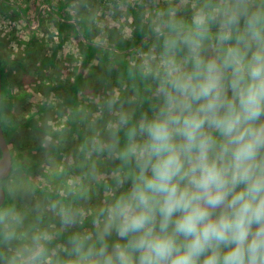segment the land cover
<instances>
[{
  "label": "rangeland",
  "instance_id": "rangeland-1",
  "mask_svg": "<svg viewBox=\"0 0 264 264\" xmlns=\"http://www.w3.org/2000/svg\"><path fill=\"white\" fill-rule=\"evenodd\" d=\"M225 2L0 0V118L13 160L10 175L0 180L6 195L0 208V264H73L75 238L91 237L86 247L93 245L94 229L103 227L95 211L106 208L118 191L98 194L100 201L90 194L95 182L125 176L116 161L121 145L106 131L116 129L121 113L131 118L130 109L143 100L144 90L121 75L135 70L142 79L150 73L152 86L144 96L151 109L158 105L154 77L165 42L204 17L210 39L203 55L209 57ZM258 5L264 0H255ZM186 55V49L176 53L181 62ZM78 79L83 80L78 90L71 89ZM124 90L125 104L112 101L102 120L99 109ZM77 103L82 106L76 113ZM119 130L128 131L127 126ZM66 214L76 223L66 222Z\"/></svg>",
  "mask_w": 264,
  "mask_h": 264
},
{
  "label": "clouds",
  "instance_id": "clouds-1",
  "mask_svg": "<svg viewBox=\"0 0 264 264\" xmlns=\"http://www.w3.org/2000/svg\"><path fill=\"white\" fill-rule=\"evenodd\" d=\"M254 3L226 0L207 58L204 17L165 42L160 103L118 153L129 167L118 184L130 188L100 210L98 248L72 241L73 264H264V5ZM129 120L121 113L115 131Z\"/></svg>",
  "mask_w": 264,
  "mask_h": 264
},
{
  "label": "trees",
  "instance_id": "trees-1",
  "mask_svg": "<svg viewBox=\"0 0 264 264\" xmlns=\"http://www.w3.org/2000/svg\"><path fill=\"white\" fill-rule=\"evenodd\" d=\"M140 21V20H139ZM140 36H139V39L141 38V35H143L144 34V29L143 28H140ZM209 33V32H208ZM32 54V56H34L35 54H34V52H32L31 53ZM30 57V56H29ZM45 61H49V59H46ZM113 71L111 70V73H112ZM114 74V72L111 74V75H113ZM136 74H137V71H130V72H125V75L124 74H122L121 75V77H123L124 79L129 75V80H130V85L132 86V87H137L138 88V90L139 89H143L144 90V92L143 93H140V96L141 97H143V100L142 101H138L137 103H135L134 104V106H133V108L132 109H130V111H132V117L130 118V120H129V123H128V125H127V129L128 128H130V127H132L133 125H134V122L137 120V119H141V117H142V115L143 114H145V113H147L149 116H151V112H152V109H151V107H150V105H149V102L147 101L148 99H146L145 98V96H144V94H148L149 92H150V87L149 86H152V85H150L151 84V80H150V78L148 77V76H150L149 74L150 73H145V75H141V78L142 79H140V77H139V79L137 78V76H136ZM82 79H78V82H77V84H75V86L74 87H71V89H75V90H78V88L80 87L79 85H80V83H82ZM158 86V85H157ZM126 98H127V91H123L122 92V95H121V97L118 99V100H115V97H113V99L109 102V100L106 102V103H104L103 105H102V107H103V109L101 108V109H99V112H100V114H101V119L102 120H105L106 119V117L110 114H108V112L111 110V108L109 109V110H106V106H108L109 104H111L112 103V101H114L115 102V104H117V102L116 101H120V103L122 104V105H124L125 104V100H126ZM79 106H82L80 103H77L76 104V106L74 107V109H73V111H75L76 113H77V108L79 107ZM94 106V105H93ZM89 107V106H88ZM94 110H95V108H94ZM108 114V115H107ZM3 127V126H2ZM103 130V133L105 132L104 130L105 129H102ZM116 129H113V128H109V130H107L106 132L107 133H109V134H111L112 135V137L115 139L114 141H113V143H116V142H119V144L121 145V150L123 149V147L125 146V144L127 143V136H126V133H123L122 131H120V130H118V131H115ZM3 131H4V134H5V130H4V128H3ZM114 132H115V135H114ZM83 139L82 140H84V137H82ZM102 138H104V139H106V136L105 135H102ZM81 144H83V145H85V143H81ZM85 148H86V146H85ZM80 154H81V156H83V154H84V150H83V148H82V150L80 151ZM105 160V159H104ZM116 161H117V166H118V168H119V170H121V171H124L125 172V175L127 174V172L129 171V167L128 166H124L123 164H122V161L118 158V159H116ZM120 179V178H119ZM119 179H117V180H114V181H110V183H108V182H103V181H96L95 182V185H96V187H95V191L94 192H91L90 194H92L93 196H94V198H97V199H99V197L97 196L98 194H101V195H104V194H106L107 192H109V191H113V189H115L116 188V190H118V191H114L112 194L113 195H110V197H109V199H107V201L105 202L106 204H104V206L105 207H107L108 205H110L119 195H121V194H123V193H125V192H127L128 191V187H130V181H125L123 184H118V180ZM100 200V199H99ZM101 201V200H100ZM99 212L100 211H95V214H96V217H97V219H99L100 220V222H101V224H103V218L102 217H99ZM102 228V227H101ZM97 228H95L94 229V239H93V245L92 246H95V247H99V244L97 243V240H96V232H97ZM95 240V241H94ZM117 241V237H116V235H115V233L113 232V234L110 236V237H108L107 238V242H108V244L110 245V244H112V243H115ZM91 243V242H90ZM52 262H54V259H53V261ZM40 264H49L48 262H47V260H45V262H42V263H40ZM52 264H55V263H52Z\"/></svg>",
  "mask_w": 264,
  "mask_h": 264
},
{
  "label": "water",
  "instance_id": "water-1",
  "mask_svg": "<svg viewBox=\"0 0 264 264\" xmlns=\"http://www.w3.org/2000/svg\"><path fill=\"white\" fill-rule=\"evenodd\" d=\"M2 103V72L0 66V115ZM13 165L12 155L3 131L1 118H0V180L8 178ZM5 191L0 187V208L5 202Z\"/></svg>",
  "mask_w": 264,
  "mask_h": 264
}]
</instances>
